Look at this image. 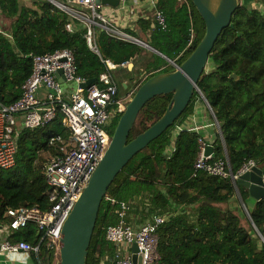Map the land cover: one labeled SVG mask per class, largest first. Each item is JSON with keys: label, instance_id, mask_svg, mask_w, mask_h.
I'll use <instances>...</instances> for the list:
<instances>
[{"label": "trees", "instance_id": "obj_1", "mask_svg": "<svg viewBox=\"0 0 264 264\" xmlns=\"http://www.w3.org/2000/svg\"><path fill=\"white\" fill-rule=\"evenodd\" d=\"M260 1L259 10L236 0L232 26L218 36L209 54V70L197 83L218 123L210 160L226 157L232 173L253 160L264 175V0ZM156 7L165 14V29L155 25L152 16L138 19L137 29L127 32L181 65L204 35L203 20L191 0H157ZM0 17L10 20L0 32L2 105L20 97L21 85L32 70L33 55L59 49L73 52L77 74L86 80L98 79L108 71L105 60L112 62L115 68L109 72L117 83L118 99L130 92L133 95L146 80L175 70L159 54L100 29L94 34V51L87 44L85 26L49 0H31L29 5L21 0H0ZM172 95L154 96L141 107L128 141L164 114ZM197 101L201 97L194 91L173 124L116 175L100 203L85 264H99L115 253L116 244L105 238V228L118 223L120 201L132 202L126 220L133 224L154 213L166 216L157 228V251L166 264H264V198L249 207V192L243 185L236 187L230 176L194 167L199 132L183 129L173 135L175 126L194 114ZM121 114L117 112L107 126L110 135ZM57 134L64 138L70 134L62 125L60 112L42 127L20 131L15 165L0 168V227L10 220L8 208L50 207L42 153L54 152L48 140ZM170 146L173 149L169 152ZM8 239L39 244L40 263H53L54 251L40 239L34 224L12 229Z\"/></svg>", "mask_w": 264, "mask_h": 264}, {"label": "built area", "instance_id": "obj_2", "mask_svg": "<svg viewBox=\"0 0 264 264\" xmlns=\"http://www.w3.org/2000/svg\"><path fill=\"white\" fill-rule=\"evenodd\" d=\"M125 1L127 0H119ZM141 1H145L152 9L155 25L165 29V14L157 9V0ZM100 3L101 0H65L64 4L56 6L85 26L87 44L94 51H97L94 43L96 29L104 30L112 37L138 43V38L116 28L108 21L98 9ZM66 28L70 30V24H67ZM0 32L3 31L0 29ZM105 64L108 71L100 74L96 81L82 87L86 79L77 74L71 50L59 49L52 53L33 55L32 70L21 85L20 97L9 105L0 104L2 169H10L15 165L17 139L23 128L42 127L60 112L62 125L69 130L67 138L57 134L48 140V145L54 146V152L49 153V158L43 163V173L48 185L47 197L50 207L47 210H41L38 206L8 208L6 215L10 220L4 226L7 231H11L29 223L34 224L40 239H44L48 248L57 255L63 224L109 145L110 134L107 126L117 112L123 111V99L117 98V83L109 72L115 65L109 60H105ZM59 70L64 82L71 84L70 87L63 88V83L57 78ZM197 92L203 100L201 92ZM205 105L211 112L210 105L207 102ZM211 124L218 128L214 118ZM200 128L201 126L190 125L185 121L175 126L173 135L183 129L198 132ZM208 144L211 145L202 136L198 138L199 151L194 162L197 169L210 174L230 176L234 182L239 174L255 165L253 160H248L231 176L226 157L212 161L211 155H204ZM172 149L173 146H170L169 152ZM131 203L118 202V223L105 228V238L116 244L117 249L112 256L103 258L99 264H133L129 251L133 243L142 253L141 264H166L161 261L157 251V228L165 221L166 216L154 213L144 222L133 224L126 220L132 208ZM124 246L128 251L123 252ZM5 251L38 253L39 244L26 240L11 241L6 237L0 242V252Z\"/></svg>", "mask_w": 264, "mask_h": 264}, {"label": "water", "instance_id": "obj_3", "mask_svg": "<svg viewBox=\"0 0 264 264\" xmlns=\"http://www.w3.org/2000/svg\"><path fill=\"white\" fill-rule=\"evenodd\" d=\"M49 1L54 5L64 4L63 0ZM191 1L203 20L205 32L193 52L181 65L175 64L171 59L151 47L148 43L143 41L138 42L140 46L166 59L175 67V70L166 75L155 76L146 80L136 89L125 105L114 131L110 135V142L103 157L63 224L59 238L57 264H85V257L94 230L99 206L109 186L116 175L135 154L162 134L182 114L193 92L199 90L197 83L202 73L206 71L209 54L215 41L225 27L232 26L230 20L236 7V0H228L229 9L220 12L218 15L203 0ZM101 3L116 7L120 2L119 0H101ZM131 68L132 63H129L128 69ZM60 74L61 71L59 70L57 78L61 83H64V79ZM231 76L237 78L234 74ZM94 81L96 79L86 80L82 84V87ZM173 82H182V87L177 97H175L177 91L174 92V89L171 88ZM123 86L126 88V83H123ZM165 93H172L173 95L164 114L144 132L128 141L129 131L141 107L154 96ZM203 100L207 102L204 97ZM211 115L216 120L213 112ZM204 155H213L212 145H206ZM231 176H233L232 172ZM234 184L236 187L237 185H243L255 201L264 198V175L262 170L256 165L239 174ZM130 258L133 264L142 263V253L139 252L135 243L131 245Z\"/></svg>", "mask_w": 264, "mask_h": 264}, {"label": "crops", "instance_id": "obj_4", "mask_svg": "<svg viewBox=\"0 0 264 264\" xmlns=\"http://www.w3.org/2000/svg\"><path fill=\"white\" fill-rule=\"evenodd\" d=\"M29 1V0H28ZM240 3H246L250 7L255 9H262V4L260 0H238ZM29 3H25L26 5H29ZM99 11L105 15L108 19V21L115 26L116 28L126 31L128 29H137V20L140 18H151L152 17V9L150 6L145 2L141 0H127L125 2H120L118 6L114 7L108 4L100 3L98 6ZM10 20L8 18H2L0 17V29L1 27L4 28L5 24H8ZM2 30V29H1ZM144 38H148L149 34H142ZM140 40V39H139ZM142 41V40H140ZM147 43V42H146ZM65 85V88H68L71 86L68 82ZM63 83V85H64ZM188 123L190 125H198L201 126L200 129H198V132L201 134V136L207 141L212 142L214 135L216 134L217 127L215 125H212L213 117L211 115V112L206 107L205 102L201 99V101H197L195 103L194 107V114L190 115L189 118H187ZM44 153H42L43 155ZM255 200L249 195L247 198V205L250 207L254 204ZM145 220H142L138 222V224L144 222ZM136 224V225H138ZM8 234V235H7ZM11 234V231H7L4 226L0 227V242L6 239V237H9ZM128 251V248L126 246L123 247V252ZM129 251L131 252V247L129 248ZM53 257V263L57 264L58 262V255L56 252H54ZM0 264H41L40 258L38 257V253L35 252H26V251H5L0 252Z\"/></svg>", "mask_w": 264, "mask_h": 264}, {"label": "bare ground", "instance_id": "obj_5", "mask_svg": "<svg viewBox=\"0 0 264 264\" xmlns=\"http://www.w3.org/2000/svg\"><path fill=\"white\" fill-rule=\"evenodd\" d=\"M209 8L215 13L219 14L220 12L227 11L229 9V1L228 0H203ZM182 87V82H173L171 88L174 89L175 97L178 96Z\"/></svg>", "mask_w": 264, "mask_h": 264}, {"label": "rangeland", "instance_id": "obj_6", "mask_svg": "<svg viewBox=\"0 0 264 264\" xmlns=\"http://www.w3.org/2000/svg\"><path fill=\"white\" fill-rule=\"evenodd\" d=\"M30 1V0H29ZM29 1L28 0H21V2L23 3V4H27V3H29ZM25 4V5H26ZM148 50V49H147ZM150 51V50H149ZM208 65H209V63H208ZM207 65V68H206V70L208 71L209 70V66ZM67 83H64V85H63V88H65V85H66ZM132 97V93L130 92L128 95H126V96H124L122 99H123V109L125 108V105L127 104V102L130 100V98ZM49 158V153H44L43 154V160H47Z\"/></svg>", "mask_w": 264, "mask_h": 264}]
</instances>
